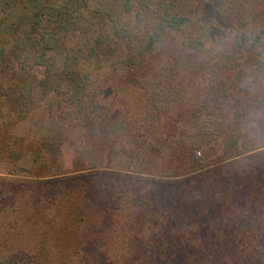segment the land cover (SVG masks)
<instances>
[{"label": "trees", "instance_id": "obj_1", "mask_svg": "<svg viewBox=\"0 0 264 264\" xmlns=\"http://www.w3.org/2000/svg\"><path fill=\"white\" fill-rule=\"evenodd\" d=\"M182 1H8L0 36L26 54L24 71L46 70L42 96L78 90L68 123L95 124L106 108L92 94L100 76L82 67L111 39L125 44L123 64L142 90L116 109L134 169L73 174L44 155L30 169L0 170V264H264V140L241 132L264 127V75H249L264 67V0H211L207 11L199 0L190 15ZM218 25L232 33L227 49L208 45ZM59 49L60 73L49 55ZM215 67L224 95L244 101L210 103ZM20 87L0 95L17 105L29 93ZM221 138L226 156L203 170L196 152ZM146 167L157 177H142Z\"/></svg>", "mask_w": 264, "mask_h": 264}, {"label": "rangeland", "instance_id": "obj_2", "mask_svg": "<svg viewBox=\"0 0 264 264\" xmlns=\"http://www.w3.org/2000/svg\"><path fill=\"white\" fill-rule=\"evenodd\" d=\"M8 1L10 0H0V23L8 12L6 5ZM198 1L183 0L181 10L189 15L192 14ZM68 2L69 0H49V3L55 6L65 5ZM200 3L203 10L207 11L211 0H200ZM124 19L130 24L134 20L132 16ZM178 38L170 41L168 54L179 41ZM0 42L3 44L0 47L3 49L0 59V92L12 95V91L21 88L20 86L29 92L17 105L13 104L8 96L0 95L1 172H6L14 166L30 169L33 164L40 163L42 161L40 157L44 155L54 161H63L64 167L61 165V168L73 174L94 171L127 172L128 166L132 167V165L133 169L135 168L136 162L131 163L126 153L135 149L132 141L134 139H130L129 133L126 136L122 135L123 124L117 122L119 112L116 109L121 98L132 91L142 90V81L141 75L138 76L139 72H129L123 64L126 59V47L123 42L109 40L97 59L83 64L84 72L100 76L93 79L97 91L92 94L97 93L98 100L106 106L97 111L95 124L88 118L84 127H78L73 119L68 123L65 117L63 118L66 111H70L73 107L78 97V90L72 85L65 84L60 87L58 93L42 96L41 86L46 79V70L34 68L24 71L22 66L26 54L15 48L13 40L6 34L0 36ZM231 42L232 33L226 27L218 25L208 45L227 49ZM49 55L55 58L56 72L60 73L64 64V50L59 49ZM249 75L250 77L264 75V67L251 68ZM223 76L224 73L217 67L208 71L206 79L210 83L208 91L210 103L216 106H231L236 101H244L246 97L236 90L231 89L229 97L224 95L221 86ZM230 76L232 81L235 72ZM108 106L110 108H107ZM241 132L243 136L264 140V127L257 123L243 127ZM117 138V142H114ZM224 149L222 138L199 149L196 152L199 166L203 170L209 169L213 161L226 156ZM144 169L147 171V174L142 175L145 179L157 177L154 175L156 173L148 172L147 167ZM158 176L160 177V174ZM215 179L222 182L220 177Z\"/></svg>", "mask_w": 264, "mask_h": 264}, {"label": "built area", "instance_id": "obj_3", "mask_svg": "<svg viewBox=\"0 0 264 264\" xmlns=\"http://www.w3.org/2000/svg\"><path fill=\"white\" fill-rule=\"evenodd\" d=\"M200 155V153H198Z\"/></svg>", "mask_w": 264, "mask_h": 264}]
</instances>
